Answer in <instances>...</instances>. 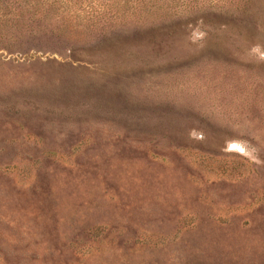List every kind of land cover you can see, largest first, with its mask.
<instances>
[{"label":"rangeland","instance_id":"374dc122","mask_svg":"<svg viewBox=\"0 0 264 264\" xmlns=\"http://www.w3.org/2000/svg\"><path fill=\"white\" fill-rule=\"evenodd\" d=\"M0 264H264V0H0Z\"/></svg>","mask_w":264,"mask_h":264}]
</instances>
